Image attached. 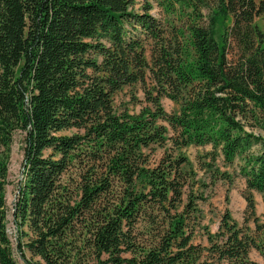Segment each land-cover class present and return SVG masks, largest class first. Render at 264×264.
Here are the masks:
<instances>
[{
	"label": "trees",
	"instance_id": "trees-1",
	"mask_svg": "<svg viewBox=\"0 0 264 264\" xmlns=\"http://www.w3.org/2000/svg\"><path fill=\"white\" fill-rule=\"evenodd\" d=\"M137 85L147 105L118 109L115 96ZM256 130L264 131V0H144L142 12L134 0H0V264H37L27 252L40 264H256ZM18 132L14 247L6 186ZM207 145L210 169L220 155L242 162L255 234L229 211L217 232L201 227L206 197L181 151ZM198 227L207 245L194 242Z\"/></svg>",
	"mask_w": 264,
	"mask_h": 264
},
{
	"label": "rangeland",
	"instance_id": "rangeland-1",
	"mask_svg": "<svg viewBox=\"0 0 264 264\" xmlns=\"http://www.w3.org/2000/svg\"><path fill=\"white\" fill-rule=\"evenodd\" d=\"M135 10L142 12V6L144 0H134ZM153 9L151 14L159 19H165L166 15L161 6L155 1H151ZM202 12L207 14L209 11L203 9ZM259 25L263 27V22L258 21ZM231 24V19L221 23L220 35L224 32L225 26ZM233 47V46H232ZM230 47L228 50L229 59L232 60L236 57V47L233 49ZM114 104L118 109H128L132 113H138L141 109L146 106L145 96L143 89L140 85L135 87L125 88L123 91L118 93L114 98ZM164 109L169 113L178 112L179 106L171 100L164 98L162 100ZM255 133L264 139V131L256 130ZM23 134L18 132L12 144L8 185L6 186V201H7V229L10 239L14 245H17V225L14 221V206L16 203V196L19 188V183L22 180L23 171ZM261 146L255 147V151H260ZM213 151L211 145L207 146H189L184 148L183 153L189 160L190 167L194 171V179L197 185L195 190L198 193H202L206 197V201L199 202L201 209L202 221L201 227H207L212 233L217 232L221 223L223 215L229 211L233 219L241 227H250L252 233H256V226L253 221L247 223L248 214L246 213L247 202L245 200V194L247 191L245 178L239 173V165L242 162L235 160L233 165H226L223 161V157L218 156L213 168L207 167L208 164L212 163L209 153ZM218 170L220 174L228 173L232 180L227 181L221 178L220 174L217 175L215 171ZM253 199L256 205V215L259 217L261 223H264V200L263 195L258 192H253ZM198 227L195 233L194 242L203 245H207V238L204 234L203 228ZM28 259H31L37 264H40L39 258H32L27 252ZM17 260L22 263L23 261L16 256ZM250 258L256 264H264V259L258 250L252 249L250 252Z\"/></svg>",
	"mask_w": 264,
	"mask_h": 264
}]
</instances>
